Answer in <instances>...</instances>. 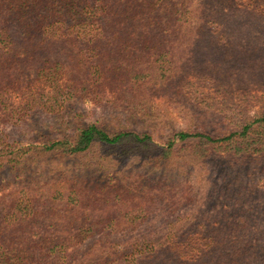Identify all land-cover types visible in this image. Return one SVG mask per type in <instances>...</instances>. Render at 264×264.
<instances>
[{
	"label": "trees",
	"instance_id": "trees-1",
	"mask_svg": "<svg viewBox=\"0 0 264 264\" xmlns=\"http://www.w3.org/2000/svg\"><path fill=\"white\" fill-rule=\"evenodd\" d=\"M257 85L264 0H0V124L42 111L71 118L67 131L39 130L37 146L0 158V264H264V219L243 199L264 172V104L252 122L244 117ZM115 89L128 94L118 105L130 115L157 91L193 97L197 125L157 149L149 134L112 126L110 113L99 124L77 120L83 97ZM0 142V154L19 145L6 131ZM175 152L207 167V180L217 173L203 220L170 222L161 233L152 225L143 240L114 243L145 224L151 202L136 207L131 192L162 176L169 183ZM133 163L124 175L143 170L136 185L107 172ZM173 195L163 189L165 211ZM97 235L79 256L69 250Z\"/></svg>",
	"mask_w": 264,
	"mask_h": 264
},
{
	"label": "rangeland",
	"instance_id": "rangeland-1",
	"mask_svg": "<svg viewBox=\"0 0 264 264\" xmlns=\"http://www.w3.org/2000/svg\"><path fill=\"white\" fill-rule=\"evenodd\" d=\"M65 66L67 69L73 67L71 65ZM78 74L80 77L82 76L81 72ZM263 86L264 85H257L256 88H249L253 92L249 91L248 96L256 97L251 99L245 107L246 111L244 113V117L247 119L246 124H248V122H252L254 117L259 115L258 113L261 112L260 108L264 104ZM202 90H204V88L198 86V89H196L197 96L194 97H202ZM127 96L128 94H124L118 89H115L111 92L109 91L107 93H102L97 98L85 96L83 97L82 103H80L74 111L79 114V118H77V120L85 124H99V122H102V119L105 118L108 113H110V115L115 118L111 124L112 126L123 131L133 130L137 133L149 134L152 139V146L157 149L163 147L164 143L169 139L170 136H172V134L182 130L192 131L197 125L194 123L195 119L191 116V107L195 103V98L193 97H182L174 100L168 99L169 96H165L163 99V93H159L157 91L156 93H152L150 96L145 98V110L142 108H140V111L133 109L132 115H130V113L124 112L123 109L118 105L120 102L119 98L123 100L122 98ZM114 105L117 107V109L114 107ZM112 108H114V110ZM230 116H232V112L226 111L224 112V115H222L221 119L226 120V118H230ZM240 118L241 117L236 116L234 121H230L232 124H229V128L235 131L238 130L240 125H242L240 124L242 123ZM68 122H71V118L66 113L59 114L58 116L56 113H45L42 111V113L38 114H36V112L32 113L29 117H25L23 119H14L3 124L1 123L0 134L3 131L8 132L10 140L19 142V145H13V147H8V149L5 146L4 150L0 154V158L3 155H8L4 153L11 149L14 154H17L29 145L37 146L41 141L37 135L39 130H44L45 132L48 130V132H52V136H58V133L52 131V128H62V130L67 131L66 128L68 127L66 124L68 125ZM214 125L215 124H210L208 126L211 129ZM222 125L226 126L228 124ZM175 153L176 154L171 155V158L168 161L170 166H176L178 168V172L169 183L164 182L163 184L162 176L160 181L152 180L150 182L151 184L144 188V192H131V195L134 198L129 197V200L132 201L136 207L141 206V204L146 203L148 200L151 202L147 208V210H149V216L147 219L146 217L143 218V223L145 224H143L142 227H138L139 229L135 230L134 232L116 234L115 241H113L114 243L117 242L118 244H121L125 239L128 238H131L134 241L143 240L141 238L142 234L149 231V227L152 225H156L157 231L161 233L162 231L159 230V227L164 224H170V222H172V224H181L192 219L196 220L198 216H200L203 220L205 212L204 206L207 203H211L215 199L212 192L213 185L218 181L217 173H214L212 175L213 177L211 176V179L207 180V167H203V164L191 162L187 155H183L180 152ZM58 159L59 158L57 157L53 158L52 163L55 164ZM133 165L134 163L127 164L125 167L119 170H115L113 167H110L107 169V172L116 171L117 175L120 177L128 176L132 182L135 180L136 185V179H140L138 176H141L143 170L133 167V173L131 175H124V173L128 172ZM105 166H108V164ZM145 167H147L146 169L149 168V166ZM66 174L68 178L69 175L68 173ZM136 174L139 175L137 176ZM46 177L47 175H44L42 180H45ZM148 177H150V175H148ZM252 183L253 185L256 184L257 191H255L252 195L245 196H243L244 194L242 193V196L244 197V200L251 201V211L258 214L257 219H264V214H260L261 211H264V172L253 176ZM135 185V188H139ZM163 189H173L174 203L171 206L170 212L165 211L168 202L163 200ZM204 196L205 201L202 202ZM183 198L185 200L182 202ZM221 201H223V199H221ZM227 203L233 204V200H228ZM157 234L160 235L159 233ZM161 235H163V233ZM98 237L99 235L89 238L81 245L74 246L69 250L73 251L77 254V256H79V253L90 247L95 241L99 239Z\"/></svg>",
	"mask_w": 264,
	"mask_h": 264
}]
</instances>
